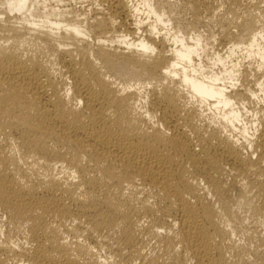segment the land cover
Masks as SVG:
<instances>
[{
	"label": "bare ground",
	"instance_id": "1",
	"mask_svg": "<svg viewBox=\"0 0 264 264\" xmlns=\"http://www.w3.org/2000/svg\"><path fill=\"white\" fill-rule=\"evenodd\" d=\"M84 1L0 0V264H264L224 222L264 218V21L209 55L154 0Z\"/></svg>",
	"mask_w": 264,
	"mask_h": 264
},
{
	"label": "rangeland",
	"instance_id": "2",
	"mask_svg": "<svg viewBox=\"0 0 264 264\" xmlns=\"http://www.w3.org/2000/svg\"><path fill=\"white\" fill-rule=\"evenodd\" d=\"M154 0L157 5V10L165 13L164 21L170 19L174 30L177 28L181 35L190 36L193 34H201L205 41H207V51L212 53L211 47L216 51L223 53L230 46L231 42L240 39L238 34V27L251 24L253 21H264V0ZM81 4V6H80ZM81 7V9H90L89 16H94L96 10L93 0H87L82 3H73L69 7ZM142 19L147 20L146 14L141 12ZM146 17V18H145ZM152 19V18H151ZM153 20V19H152ZM252 21V23H251ZM164 31L165 27H161ZM248 35L243 34L242 37L246 38ZM163 44L164 50L171 49L172 42L165 41ZM159 49V47H158ZM245 51L239 49L232 55L233 62L240 61L239 64L250 69H257V64H261V60L256 57L254 60L244 58ZM224 54V53H223ZM205 62V59H203ZM257 62V63H256ZM250 64V65H248ZM242 67V68H244ZM215 71L218 69L215 68ZM54 79L66 88L65 77L58 71H55ZM157 90L161 87H171L173 90L178 91L184 95L183 88H181L177 80L170 82L168 80L160 81L154 79L150 85L146 87L145 93L150 94L152 88ZM188 101V99H185ZM181 113H186L190 116L192 122L199 128L205 131H216L218 122L209 110L201 108L197 103L189 104L182 107ZM250 119V118H249ZM234 214L238 218L235 222H229L225 219V224L233 230L232 239L240 246L252 249L261 239H264V218L251 213L247 206L242 204L238 199L233 205ZM260 252H264L263 247H259Z\"/></svg>",
	"mask_w": 264,
	"mask_h": 264
}]
</instances>
